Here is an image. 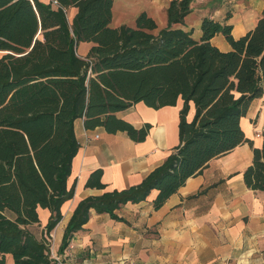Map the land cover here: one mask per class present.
I'll return each mask as SVG.
<instances>
[{
  "label": "trees",
  "instance_id": "16d2710c",
  "mask_svg": "<svg viewBox=\"0 0 264 264\" xmlns=\"http://www.w3.org/2000/svg\"><path fill=\"white\" fill-rule=\"evenodd\" d=\"M0 0V264H58L48 236L61 219L62 203L79 143L74 120L107 132L125 131L134 141L149 124L136 129L115 113L142 101L159 108L180 97L179 144L137 184L89 196L76 205L59 250L87 221L90 209L119 219L116 209L139 202L151 189L158 208L185 180L213 158L250 142L239 124L252 99L264 93V6L255 26L235 38L225 21L203 17L201 36L172 27L182 23L191 0H171L168 25L158 32L145 13L135 27H111L112 0ZM76 7L71 22L67 9ZM229 15V14H228ZM228 15L226 18H228ZM221 33L231 49L211 42ZM79 42H92L87 55ZM194 115L187 120L189 103ZM251 143V142H250ZM243 172L245 184L264 191V133L261 148ZM101 169L87 186L104 188ZM37 207L50 211L41 236Z\"/></svg>",
  "mask_w": 264,
  "mask_h": 264
},
{
  "label": "crops",
  "instance_id": "0c3cea01",
  "mask_svg": "<svg viewBox=\"0 0 264 264\" xmlns=\"http://www.w3.org/2000/svg\"><path fill=\"white\" fill-rule=\"evenodd\" d=\"M170 1L112 0L109 25L135 27L138 15L145 13L156 25L154 32H158L168 25L166 9ZM263 6L264 0H191L183 22L172 27L189 31L194 39H199L202 19L210 17L230 24L231 34L238 38L255 26ZM76 11V7L67 9L69 22ZM211 42L223 51L231 49L221 33L214 35ZM92 45L79 42L77 55L85 57ZM182 105L179 97L174 105L153 108L139 101L117 111V118L136 129L149 124L141 141H134L121 130L87 129L82 117L74 120L79 148L66 181L68 188L74 185V193L62 203L61 219L48 236L54 253L64 263L264 264V191L249 188L243 179L244 170L252 163V148H261L263 143L264 93L251 100L239 121L251 143L243 142L211 158L200 173L188 177L158 208L153 206L158 190L151 189L145 199L126 202L116 209L119 219L90 209L87 221L73 232L67 246L59 250L79 201L137 185L163 163L179 144ZM193 115L194 104L190 102L187 120ZM258 131L262 133L259 136ZM97 169H101L100 182L104 188L86 185ZM37 213L36 234L40 237L50 211L37 207ZM6 264H13L10 254H6Z\"/></svg>",
  "mask_w": 264,
  "mask_h": 264
},
{
  "label": "built area",
  "instance_id": "2783aa9c",
  "mask_svg": "<svg viewBox=\"0 0 264 264\" xmlns=\"http://www.w3.org/2000/svg\"><path fill=\"white\" fill-rule=\"evenodd\" d=\"M52 6L54 7H58L59 6V3H58V0H48ZM262 133H260L259 131L256 132V135L259 136L261 135ZM95 137H98V135L96 134ZM48 245H49V253H50V256L51 258H53L58 264H66L64 263L61 258L54 253L53 251V244L51 242V240L48 239Z\"/></svg>",
  "mask_w": 264,
  "mask_h": 264
},
{
  "label": "rangeland",
  "instance_id": "374dc122",
  "mask_svg": "<svg viewBox=\"0 0 264 264\" xmlns=\"http://www.w3.org/2000/svg\"><path fill=\"white\" fill-rule=\"evenodd\" d=\"M3 53H0V56L2 55Z\"/></svg>",
  "mask_w": 264,
  "mask_h": 264
}]
</instances>
